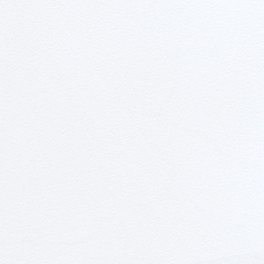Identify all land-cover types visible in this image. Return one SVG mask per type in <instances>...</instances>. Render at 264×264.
I'll return each mask as SVG.
<instances>
[{
	"label": "snow or ice",
	"instance_id": "snow-or-ice-1",
	"mask_svg": "<svg viewBox=\"0 0 264 264\" xmlns=\"http://www.w3.org/2000/svg\"><path fill=\"white\" fill-rule=\"evenodd\" d=\"M0 264H264V0H0Z\"/></svg>",
	"mask_w": 264,
	"mask_h": 264
}]
</instances>
